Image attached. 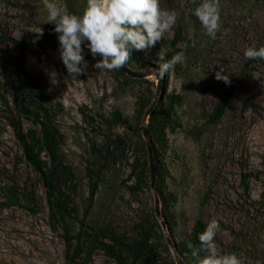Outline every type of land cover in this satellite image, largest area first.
I'll return each instance as SVG.
<instances>
[{
  "label": "rangeland",
  "instance_id": "1",
  "mask_svg": "<svg viewBox=\"0 0 264 264\" xmlns=\"http://www.w3.org/2000/svg\"><path fill=\"white\" fill-rule=\"evenodd\" d=\"M50 2L77 15L86 6V0ZM161 7L178 13L161 41L179 29L172 57L178 52L185 56L163 78L158 74V54L164 51L159 42L147 51H132L126 67L142 73L135 78L119 69L94 67L100 57L91 55L87 41V68L71 77L59 47L32 45L46 25L55 27L43 23L44 0H0V32L25 44L22 51L11 45L5 50L0 42V88L6 97V104L0 102V201L7 185H14L18 193L16 205L0 206V264L63 262L61 231L47 225L40 181L20 158L5 121L6 109L13 111L11 68L19 57L54 105L53 121L61 135L58 153L73 177L72 208L66 217L72 234L111 229L131 238L134 226L143 224L151 227L150 241L157 245L148 264H177L181 258L175 243L187 236L193 220L200 218L207 226L215 219L218 253L235 252L244 264H264V61L244 56L249 47L264 46V0H220L221 25L214 39L189 13L185 0H161ZM51 72L57 74V85L51 83ZM217 76H228L230 83ZM227 91L232 97L224 112L207 123L206 115ZM148 93L151 101L159 94L162 100L170 93L179 98L173 124L164 127L161 144L156 145L163 202L154 181L151 187L148 180L147 186L133 190V177L127 178L129 164L148 144L141 133L148 113L138 125L133 120L137 97ZM112 112L117 121L107 128L105 120ZM19 120L23 130L33 128L24 118ZM113 140L124 142L122 155L114 161L105 152ZM40 155L46 160L43 152ZM92 165L97 186L88 198L85 168ZM24 190L32 191L30 203L23 198ZM87 264L116 263L95 249Z\"/></svg>",
  "mask_w": 264,
  "mask_h": 264
},
{
  "label": "trees",
  "instance_id": "2",
  "mask_svg": "<svg viewBox=\"0 0 264 264\" xmlns=\"http://www.w3.org/2000/svg\"><path fill=\"white\" fill-rule=\"evenodd\" d=\"M200 3L196 0H185V4L190 14ZM179 38V29L168 41H160L159 45L164 46L163 54L165 60H169L176 50V43ZM0 42L5 50H9L8 45L22 51L25 48L23 40H17L9 37L5 32H0ZM37 48L59 47L58 34L50 25H46L41 36L32 44ZM85 43L82 45L85 49ZM258 61H264L255 59ZM253 60V61H255ZM163 61L160 60V64ZM139 64L148 65L147 62ZM120 70V69H119ZM121 71V70H120ZM13 81L12 110L6 109V124L10 127L13 139L20 150V158L36 174L44 192V198L47 209V225L51 229L59 227L61 239L63 242L62 264H87L93 251L100 249L101 252L112 259L116 264H148L149 258L157 252V245L150 241L151 227L143 224L134 226V234L131 238H126L111 229H100L99 231L90 230L89 233L72 234L66 222V217L72 208L70 196L74 188L72 173L69 165L62 162L58 153V144L61 135L53 121L54 105L49 100L46 93L41 90L36 79L22 64L21 57L14 61L11 68ZM124 73V72H120ZM232 97V91L223 93L215 102L212 109L206 115V122H215L224 112L227 103ZM159 94L154 101H151V94L140 95L136 100L134 111V124L138 125L140 117L146 112V109L153 102V105L147 115L145 125L146 138L150 144L151 155L153 159L155 178L154 191L164 201L162 194V174L158 166V152L156 145H160L163 139L162 130L166 126L173 124L171 116L176 113L179 105V98L176 94L170 93L161 99ZM0 102L6 104V97L0 88ZM22 117L33 125V128L23 130L19 118ZM117 121V113L112 112L105 120L106 127ZM142 145L143 141L138 136ZM123 140H113L110 150L106 154L112 157L113 161L122 155ZM44 153L46 160L41 158ZM142 156L135 157L129 164V173L127 178L133 177L131 189L139 190L147 186L149 173L147 168V152L141 146ZM146 153V157L143 156ZM95 166L85 168L86 186L88 198L96 190ZM246 182L243 186L246 187ZM4 200L0 201V206L16 205L18 202V193L14 185H7L3 189ZM23 198L27 203L32 199V191L24 190ZM154 226H157L155 220H152ZM170 228V226L168 227ZM206 228L205 223L200 218L193 220L187 236L179 239L175 243V250L179 254L184 264H195L191 256V250L187 244L191 242L196 247H202L199 242V235ZM164 250L168 253L166 245ZM206 255L201 251V258ZM173 264V263H172Z\"/></svg>",
  "mask_w": 264,
  "mask_h": 264
},
{
  "label": "clouds",
  "instance_id": "3",
  "mask_svg": "<svg viewBox=\"0 0 264 264\" xmlns=\"http://www.w3.org/2000/svg\"><path fill=\"white\" fill-rule=\"evenodd\" d=\"M44 2L47 17L43 23L54 24L60 59L71 77L82 74L87 68L82 48L85 41L91 55L100 57L94 67L118 70L128 64L134 49L147 51L160 42L178 17L176 11L162 8L161 0H86L80 15L70 13L66 7L62 10L50 0ZM193 13L206 34L214 39L221 25L220 0H200ZM244 56L264 60V46L249 47ZM158 58L163 61L158 67L161 78L185 60L183 52L176 53L170 60H165L163 53H159ZM49 76L53 85L59 83L55 72ZM217 79L230 83L228 76H217ZM218 229L219 222L212 219L198 237L202 247L187 244L195 264H244L235 252H217L214 241ZM202 250L207 254L201 258Z\"/></svg>",
  "mask_w": 264,
  "mask_h": 264
},
{
  "label": "water",
  "instance_id": "4",
  "mask_svg": "<svg viewBox=\"0 0 264 264\" xmlns=\"http://www.w3.org/2000/svg\"><path fill=\"white\" fill-rule=\"evenodd\" d=\"M120 70L122 72H124L125 74L131 76V77L139 78V77L142 76V73H138V72H135V71H131L126 66L125 67H122ZM152 105H153V102L150 103V105L146 109V113H149ZM141 133H142L143 136H146V129H145V127L142 128ZM145 149H146V152H147V168H148V173H149V186L151 187L153 185V181H154V178H155V171H154L153 159H152V155H151V148H150L149 142L145 146ZM153 200H154V204L156 205L157 204V197L154 196ZM181 263H182L181 260H178L177 261V264H181Z\"/></svg>",
  "mask_w": 264,
  "mask_h": 264
}]
</instances>
